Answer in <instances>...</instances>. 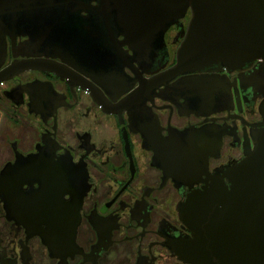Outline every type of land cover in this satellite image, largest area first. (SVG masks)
I'll return each instance as SVG.
<instances>
[{
  "label": "flooded vegetation",
  "instance_id": "1",
  "mask_svg": "<svg viewBox=\"0 0 264 264\" xmlns=\"http://www.w3.org/2000/svg\"><path fill=\"white\" fill-rule=\"evenodd\" d=\"M21 1L2 67L62 71L27 68L0 85V171L15 150L42 152L53 169L23 183L19 214L0 197V264H187L173 251L190 235L178 207L213 179L229 187L227 171L254 146L264 58L173 74L190 9L162 33L133 35L98 0ZM59 14L77 28L57 30ZM172 134L204 142L205 171L193 147L180 151L194 161L181 175L165 168Z\"/></svg>",
  "mask_w": 264,
  "mask_h": 264
},
{
  "label": "water",
  "instance_id": "2",
  "mask_svg": "<svg viewBox=\"0 0 264 264\" xmlns=\"http://www.w3.org/2000/svg\"><path fill=\"white\" fill-rule=\"evenodd\" d=\"M98 2L99 11L107 16H114L125 34L128 31L133 35L145 29L152 34L162 33L190 9L192 18L186 37L177 49V60L171 68L173 74L217 66H224L228 70L240 69L256 58H264V0ZM40 3L43 7L56 4L46 0H41ZM18 4H22V1L0 0V85L3 80H8L18 71L27 68L55 75L62 71L58 64L47 61H39L30 66L15 63L10 67H2L7 55L6 34L20 27L19 19L11 15L19 10L16 8ZM62 4L64 3L61 2L60 5ZM62 18L59 14L57 30L77 28L71 23L62 24ZM127 44L131 46L130 42ZM47 98H40L38 107L41 111L51 108L47 102L43 103ZM261 113L263 128L255 139L254 146L246 151L240 162L227 171L229 187L222 179H213L203 189L191 192L179 205V217L190 235L173 247V251L184 263L264 264V102ZM187 140L172 134L165 139L164 144H160L161 148L163 146V149L168 150L164 167L175 175H181L187 166L194 163L192 159L183 160V155L180 156V151L183 153L190 147H193L191 150H196L193 155H201L200 166L205 171L207 159L202 153L204 142L199 138ZM43 156L42 152L24 155L15 150V161L6 164L0 171V197L6 203H11L12 209L18 214L21 212L20 191L23 183L29 178H51L52 161ZM50 200L46 210L48 213L53 204H56ZM24 213L32 218L35 210L29 208Z\"/></svg>",
  "mask_w": 264,
  "mask_h": 264
}]
</instances>
